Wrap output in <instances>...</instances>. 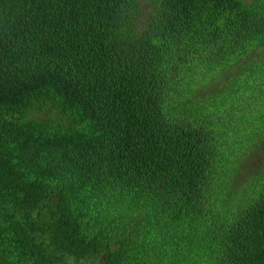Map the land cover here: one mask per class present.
Wrapping results in <instances>:
<instances>
[{"label":"trees","instance_id":"1","mask_svg":"<svg viewBox=\"0 0 264 264\" xmlns=\"http://www.w3.org/2000/svg\"><path fill=\"white\" fill-rule=\"evenodd\" d=\"M0 264H264V0H0Z\"/></svg>","mask_w":264,"mask_h":264}]
</instances>
